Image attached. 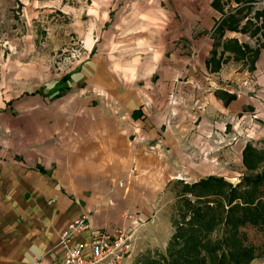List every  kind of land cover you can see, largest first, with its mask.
<instances>
[{
  "label": "crops",
  "instance_id": "crops-1",
  "mask_svg": "<svg viewBox=\"0 0 264 264\" xmlns=\"http://www.w3.org/2000/svg\"><path fill=\"white\" fill-rule=\"evenodd\" d=\"M261 1L156 0L159 36L133 56L94 40L65 81L4 97L0 264H58L63 231L84 216L88 226L73 245L128 228L122 180L132 168L153 187L216 170V159L193 161L201 146L211 149L241 112L264 119V44L253 23ZM246 71L257 77V94L239 90Z\"/></svg>",
  "mask_w": 264,
  "mask_h": 264
},
{
  "label": "rangeland",
  "instance_id": "rangeland-1",
  "mask_svg": "<svg viewBox=\"0 0 264 264\" xmlns=\"http://www.w3.org/2000/svg\"><path fill=\"white\" fill-rule=\"evenodd\" d=\"M259 4L261 14L254 15L253 23L260 27L263 37L264 2ZM154 5H158L156 0H0V105L9 93L16 96L27 87L39 88L67 77L89 55L87 50L94 40H104L103 51L123 58L133 56L145 40L159 36ZM244 77L239 90L257 94V77L250 71ZM215 138L210 141L211 149L205 142L198 155L192 157L195 163L204 160L213 163L216 159V170L203 178L220 177L235 187L248 177L264 174V119H260L257 111L234 116L230 128L225 126ZM247 146L257 161H253L256 164L253 168L244 165L243 151ZM183 173L187 176L188 170ZM151 180L152 177L138 174L135 168L122 180L127 185L124 192L130 202L122 209L129 225L123 228L124 252L119 264H139L146 254L164 251L175 231L173 222L178 219L176 196L181 188L177 182L193 183L177 176L153 187L148 183ZM254 196L255 204L264 211V187L256 189ZM143 199L151 203L137 206ZM241 230L248 242L264 252V216L257 224L241 226ZM218 234L219 230L213 236ZM252 264H264V257Z\"/></svg>",
  "mask_w": 264,
  "mask_h": 264
},
{
  "label": "trees",
  "instance_id": "trees-1",
  "mask_svg": "<svg viewBox=\"0 0 264 264\" xmlns=\"http://www.w3.org/2000/svg\"><path fill=\"white\" fill-rule=\"evenodd\" d=\"M243 152L245 167L253 168V150L247 146ZM243 182L234 187L211 176L188 184L178 181L181 191L176 196L174 234L164 251L146 254L139 264H252L264 257L241 230V226L257 224L264 216L254 196L256 189L264 187V174ZM217 230L219 234L213 236Z\"/></svg>",
  "mask_w": 264,
  "mask_h": 264
},
{
  "label": "built area",
  "instance_id": "built-area-1",
  "mask_svg": "<svg viewBox=\"0 0 264 264\" xmlns=\"http://www.w3.org/2000/svg\"><path fill=\"white\" fill-rule=\"evenodd\" d=\"M87 226V216L69 223L59 242L63 254L58 264H100L106 259L110 260L107 264H119L124 252L121 242L126 230L117 228L112 235L101 230L95 231L89 243L73 245V236L85 230ZM31 264H42V260L35 259Z\"/></svg>",
  "mask_w": 264,
  "mask_h": 264
}]
</instances>
